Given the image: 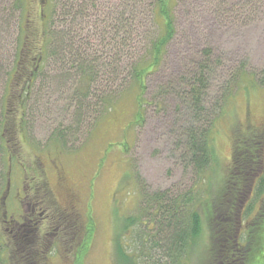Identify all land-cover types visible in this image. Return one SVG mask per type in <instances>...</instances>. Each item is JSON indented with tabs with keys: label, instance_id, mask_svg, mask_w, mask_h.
Listing matches in <instances>:
<instances>
[{
	"label": "rangeland",
	"instance_id": "374dc122",
	"mask_svg": "<svg viewBox=\"0 0 264 264\" xmlns=\"http://www.w3.org/2000/svg\"><path fill=\"white\" fill-rule=\"evenodd\" d=\"M167 1L176 35L159 72L146 80L142 99L140 83L132 82L115 97L98 124L78 131L74 127L68 144H76L58 151L47 146L51 129L64 117L60 110L46 105L61 103H54L60 95L55 84L49 85L41 111L28 116L26 135H18L15 126L21 118L16 90L23 86L26 73L16 71L15 63L20 56L28 61L38 57L44 31L39 16L42 6L52 0H0V100L7 81L4 97L9 104L4 106L13 132L6 138L16 159L10 174L11 194L0 216L4 264H117V239L127 254L145 256L144 263L140 259L138 264H168L160 259L159 250H149L162 237L158 207L151 199L161 196L162 204L168 205L201 199L198 193L208 189L210 198L218 195L231 166L235 135L250 133L253 128L264 130V0ZM203 63L210 64L208 89L200 103V118L192 124L198 131L211 129L214 159L205 170V183L198 180L190 162L185 132L191 124L186 104L164 92L167 84L175 87L181 77L196 75L198 64ZM233 72L242 73L238 88L229 84ZM262 148L264 162V144ZM261 170L240 212L237 236L241 245H245L264 200V168ZM59 176L78 196L72 221L62 220L75 229L74 236L48 249L38 244L34 250L39 256L24 260L6 231L9 225L3 223L13 214L11 197L23 183L36 187L39 197L51 207L46 191L51 187L58 193L65 187ZM57 200L62 209L59 195ZM196 205L201 229L183 264L209 262L211 220L205 205L202 209L197 201ZM140 240L148 250L143 254Z\"/></svg>",
	"mask_w": 264,
	"mask_h": 264
},
{
	"label": "trees",
	"instance_id": "16d2710c",
	"mask_svg": "<svg viewBox=\"0 0 264 264\" xmlns=\"http://www.w3.org/2000/svg\"><path fill=\"white\" fill-rule=\"evenodd\" d=\"M166 2L52 0V4L43 5L39 16L44 26L39 44L40 53L35 61L20 56L19 63H15V70L26 72L22 79L23 86L16 90V100L21 110V118L15 125L18 135H26L28 116L34 117L36 112L41 111L43 104L40 103L46 100L49 85L55 84L60 94L54 103L61 101L64 104L46 102V105L60 110L64 116L51 129L47 143L48 147L58 151L74 145L75 142L68 144L74 127L78 131L82 127L90 129L98 124L101 117L111 109L115 97L132 82L140 83V98L143 97L146 80L159 72L167 56V49L176 35L173 12L167 8ZM18 4L21 7L22 2ZM198 65L199 72L196 75L191 78L181 77L175 87L167 84L164 92L186 104L184 106L186 113L187 110L189 112L191 124L185 132V141L191 153L190 162L199 175L198 180L206 182L205 170L214 159L211 129L198 131L192 123L200 118V103L208 89L206 71L210 69V64ZM241 74L231 73L229 84L234 83L238 88ZM6 83L0 100V216L11 168L16 163L12 154L14 148L11 147V150L6 138L7 134L13 132L4 106L9 104L8 98L4 97ZM9 89L8 95L11 97V86ZM226 96L229 97V93ZM140 98L138 105L142 108L143 101ZM48 111L53 113L52 108ZM233 139L231 166L226 170L218 195L210 198L207 195L208 189L198 193L201 199L169 202L168 205L162 204L164 198L161 196L151 199L158 207V225L162 237L149 250H159L160 259L168 264H183L190 252V245L199 235L201 217L196 211V207H199L196 201L201 209L205 205L208 211L206 216L211 220L212 244L208 250V264H264V200L244 246L238 242L237 236L241 208L264 168L261 159L264 130L253 128L247 134L241 131ZM183 204L192 207H183ZM132 222L134 219H131ZM1 240L0 235V264H4ZM115 241L117 264H138L140 259L144 260V255L138 257L134 252L127 254L118 239ZM16 245L19 247L18 254L24 260L33 258L34 254L39 256L33 244H27L26 247L23 244ZM145 245L140 240L142 254Z\"/></svg>",
	"mask_w": 264,
	"mask_h": 264
},
{
	"label": "flooded vegetation",
	"instance_id": "af4514ba",
	"mask_svg": "<svg viewBox=\"0 0 264 264\" xmlns=\"http://www.w3.org/2000/svg\"><path fill=\"white\" fill-rule=\"evenodd\" d=\"M58 179L61 183L63 182V184H65V179H63L62 176H59ZM8 181L9 187L4 202L5 207L7 205L9 194H11L10 189L12 187L10 177ZM59 189L58 193L54 192L51 187L49 190L48 188L46 189L48 190L46 191V195L50 198L52 204L51 207H49L47 206V202L39 197L40 191L36 187L23 186V183L18 186L14 195L11 197L13 205L11 206V213L13 214L9 220H4L3 222L4 224L9 225V229L6 231L15 243H18L19 245L33 244L35 246L43 243L48 249L55 244H63L66 237L68 240L73 238L75 229H72L70 226L66 225L65 222L60 220L65 219L67 221H72V216L78 205V196L75 189L67 188L66 184L65 187ZM58 195L64 205L62 209L57 200ZM248 195H250V191ZM243 208H241V211ZM61 216L63 219H60ZM5 218L6 216L4 214V219ZM77 224L76 231L78 232L80 230V224ZM250 226L253 228V224ZM247 227H249V225ZM251 228L249 227L247 235L250 234ZM83 234L85 233L83 232ZM78 247L76 249H78Z\"/></svg>",
	"mask_w": 264,
	"mask_h": 264
},
{
	"label": "water",
	"instance_id": "95a60500",
	"mask_svg": "<svg viewBox=\"0 0 264 264\" xmlns=\"http://www.w3.org/2000/svg\"><path fill=\"white\" fill-rule=\"evenodd\" d=\"M8 187H9V183L7 184V190H8ZM7 190H6V192H7ZM5 199H6V196L2 199V202H1L3 207H5V203H4Z\"/></svg>",
	"mask_w": 264,
	"mask_h": 264
}]
</instances>
